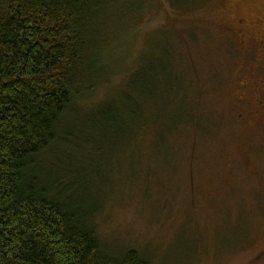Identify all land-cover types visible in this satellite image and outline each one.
<instances>
[{"label":"rangeland","instance_id":"1","mask_svg":"<svg viewBox=\"0 0 264 264\" xmlns=\"http://www.w3.org/2000/svg\"><path fill=\"white\" fill-rule=\"evenodd\" d=\"M102 1L116 20L99 56L108 81L61 124V135L80 137L54 148L71 158H40L67 178L86 170L77 146L98 153L73 191L67 183L57 194L96 208V234L113 252L134 249L157 264H264V0H145L144 13L126 19L135 0ZM140 66L169 73L166 88H149L146 111L117 96ZM105 99L123 119L98 128L91 109ZM188 101L200 123L182 128ZM79 122L90 129L83 137Z\"/></svg>","mask_w":264,"mask_h":264},{"label":"trees","instance_id":"2","mask_svg":"<svg viewBox=\"0 0 264 264\" xmlns=\"http://www.w3.org/2000/svg\"><path fill=\"white\" fill-rule=\"evenodd\" d=\"M171 1L180 7L200 0ZM103 6L102 0H0V264H157L134 249L106 248L96 234V208L57 194L67 183L64 187L72 192L92 168L98 153L94 144L76 147L82 149L86 170L74 168L67 178H61L52 160L49 171L40 158L52 152L71 158L54 148L80 137L75 129L61 135V124L79 99L108 81L99 56L106 46L104 32L116 20ZM144 11L145 0H135L123 16ZM146 70L149 74L140 66L119 89L125 106L140 102L139 110L145 109L154 98L149 88L167 87L165 67L158 75ZM106 99L91 109L90 120L98 128L123 119L115 100ZM179 113L182 128L199 126L201 116L189 101ZM83 128L89 129L79 122L81 137Z\"/></svg>","mask_w":264,"mask_h":264}]
</instances>
